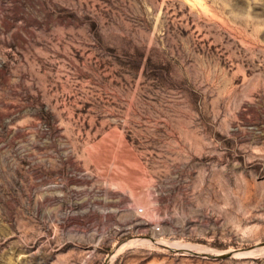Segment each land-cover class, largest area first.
I'll list each match as a JSON object with an SVG mask.
<instances>
[{"label":"rangeland","instance_id":"374dc122","mask_svg":"<svg viewBox=\"0 0 264 264\" xmlns=\"http://www.w3.org/2000/svg\"><path fill=\"white\" fill-rule=\"evenodd\" d=\"M0 264H264V0H0Z\"/></svg>","mask_w":264,"mask_h":264},{"label":"bare ground","instance_id":"6f19581e","mask_svg":"<svg viewBox=\"0 0 264 264\" xmlns=\"http://www.w3.org/2000/svg\"><path fill=\"white\" fill-rule=\"evenodd\" d=\"M180 248H181V247H180ZM182 248H187V247H182ZM190 250H191V249H190ZM190 250H189V251H190Z\"/></svg>","mask_w":264,"mask_h":264},{"label":"water","instance_id":"95a60500","mask_svg":"<svg viewBox=\"0 0 264 264\" xmlns=\"http://www.w3.org/2000/svg\"><path fill=\"white\" fill-rule=\"evenodd\" d=\"M217 257H220V256H217Z\"/></svg>","mask_w":264,"mask_h":264}]
</instances>
